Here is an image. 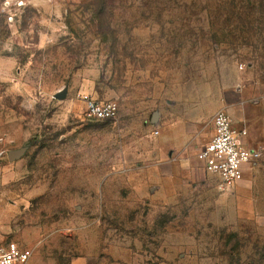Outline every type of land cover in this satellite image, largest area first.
Returning <instances> with one entry per match:
<instances>
[{
  "label": "rangeland",
  "instance_id": "rangeland-1",
  "mask_svg": "<svg viewBox=\"0 0 264 264\" xmlns=\"http://www.w3.org/2000/svg\"><path fill=\"white\" fill-rule=\"evenodd\" d=\"M251 81L264 0H0L2 234L30 264H264V169L223 189L161 138L190 129L198 154Z\"/></svg>",
  "mask_w": 264,
  "mask_h": 264
},
{
  "label": "built area",
  "instance_id": "built-area-1",
  "mask_svg": "<svg viewBox=\"0 0 264 264\" xmlns=\"http://www.w3.org/2000/svg\"><path fill=\"white\" fill-rule=\"evenodd\" d=\"M80 98L90 118L112 120L119 115V106L114 101H100L88 94H81ZM213 124L214 134L198 153V159L209 172L217 174L221 188L227 189L244 179L246 166L258 162L262 151L244 145L241 137L246 132H239L234 127L227 111L219 110ZM32 253V250L22 247L18 242L7 240L0 230V264H30Z\"/></svg>",
  "mask_w": 264,
  "mask_h": 264
},
{
  "label": "crops",
  "instance_id": "crops-1",
  "mask_svg": "<svg viewBox=\"0 0 264 264\" xmlns=\"http://www.w3.org/2000/svg\"><path fill=\"white\" fill-rule=\"evenodd\" d=\"M263 84L264 82L260 81L242 83L235 87L227 88L225 90L223 89L220 96L219 110H225L229 113V115L233 119L234 127L239 132H242L244 130L246 132L241 137L244 145L248 148L260 149L262 151V156L259 161L254 164L247 165L245 168V174L247 177L246 179L251 183H253L254 178L259 175V173H262L264 169ZM189 130L190 129H187V131L182 130L180 126H177L176 128L174 127L171 129L172 134H174V138L172 140L169 139L170 132L165 130L161 133V138L163 142L168 144V146L171 144L175 145L179 143H188V146L181 150L184 152V158H180L186 160V163L192 165V161H197L199 159L197 156L198 154H194L192 156L190 155V150L193 149L192 146L194 141L196 140H191V138H188L190 139L189 141L187 139L185 140V137H187L188 133L190 132ZM159 133V131H156V135ZM170 152H174V148H172L169 153ZM178 159L179 157L174 156L172 158V161L175 162ZM252 185L253 184H251L250 186Z\"/></svg>",
  "mask_w": 264,
  "mask_h": 264
},
{
  "label": "water",
  "instance_id": "water-1",
  "mask_svg": "<svg viewBox=\"0 0 264 264\" xmlns=\"http://www.w3.org/2000/svg\"><path fill=\"white\" fill-rule=\"evenodd\" d=\"M25 148H21L19 150H16V151H13L10 153V159L11 160H17V159H20L24 156L25 154Z\"/></svg>",
  "mask_w": 264,
  "mask_h": 264
},
{
  "label": "trees",
  "instance_id": "trees-1",
  "mask_svg": "<svg viewBox=\"0 0 264 264\" xmlns=\"http://www.w3.org/2000/svg\"><path fill=\"white\" fill-rule=\"evenodd\" d=\"M105 6H106V5H105V3H104V4H102V7H103V8H105ZM98 7H101V6L99 5Z\"/></svg>",
  "mask_w": 264,
  "mask_h": 264
}]
</instances>
